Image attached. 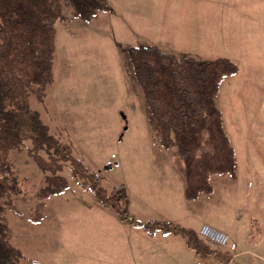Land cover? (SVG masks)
<instances>
[{
	"label": "rangeland",
	"instance_id": "obj_1",
	"mask_svg": "<svg viewBox=\"0 0 264 264\" xmlns=\"http://www.w3.org/2000/svg\"><path fill=\"white\" fill-rule=\"evenodd\" d=\"M67 1L65 19L57 24L54 82L44 100L33 94L29 105L64 141L69 134L85 164L101 170L108 192L116 185L128 188L148 179L141 175L149 164H160L149 181L159 189L166 175L160 172L163 164L173 159L174 167L181 168L184 162L174 149L158 143L157 125L127 48L154 43L180 54L230 58L239 71L223 82L216 103L237 151L238 178L215 176L212 183L219 192H236L241 214L255 216V229L264 227V208L253 197V192L264 193V0H104L108 9L100 10L92 23L74 18ZM19 115L25 143L11 157L23 192L6 212L13 232L11 243L22 252L18 264H31L32 258L40 264L53 257L66 260L74 253V239L69 236V247L64 248L57 236H50L57 227L52 214H57H49L51 197L46 200L37 195L42 173L28 154L30 118ZM63 174L67 190L80 188L69 167ZM199 197L193 206L203 215L209 200L202 194ZM136 206L129 204V213L142 220L145 215ZM243 257L264 264L253 254ZM88 261L94 262L90 257Z\"/></svg>",
	"mask_w": 264,
	"mask_h": 264
},
{
	"label": "trees",
	"instance_id": "obj_2",
	"mask_svg": "<svg viewBox=\"0 0 264 264\" xmlns=\"http://www.w3.org/2000/svg\"><path fill=\"white\" fill-rule=\"evenodd\" d=\"M64 1L0 0V264H18L23 257L11 243L13 232L6 218L7 210L15 206L23 192L11 157L25 143L20 113L30 118L32 144L28 154L42 173L39 197L47 200L64 193L69 184L63 172L69 167L79 186L90 189L99 204L113 209L122 221L152 237L158 233L182 236L198 256L228 262L230 258L210 247L193 228L168 219L133 218L128 188L120 184L108 192L101 182V170L85 164L69 134L64 141L59 131L52 130L29 105L33 94L44 100L54 82L57 24L65 19ZM67 2L74 18L83 23H92L100 10L108 9L104 0ZM127 52L158 127L160 144L175 149L184 161L187 199L193 201L201 194L212 193L214 176L236 178L237 153L216 100L226 78L239 71L237 63L227 57L180 54L154 43L129 46Z\"/></svg>",
	"mask_w": 264,
	"mask_h": 264
},
{
	"label": "crops",
	"instance_id": "obj_3",
	"mask_svg": "<svg viewBox=\"0 0 264 264\" xmlns=\"http://www.w3.org/2000/svg\"><path fill=\"white\" fill-rule=\"evenodd\" d=\"M98 14L92 22L99 18L100 13ZM121 128L120 124L119 129ZM173 151L179 158L176 150ZM170 161L163 164V171L157 170L166 174L159 189L149 181L155 174L153 170L160 164H149L141 175V178L148 179L128 185L129 204H137L136 207L141 210L139 213L145 215L142 221L168 219L193 228L198 234L203 225H211L229 237L225 246H216L207 241L225 258H230L228 264H253L243 257L246 254H253L264 261V227L255 229V216L241 214L237 193L219 192L212 183L213 192L202 194L209 200L202 215L193 206L195 201H189L186 197L185 164L181 168L174 167L175 160ZM151 173L154 174L150 175ZM79 187L55 195L49 200L52 204L49 214L56 211L57 215L52 216L58 224L50 236H57L60 246L64 248L69 247L70 243L66 241L70 236L74 239V253L66 260L65 256L53 257L47 261L42 260V264H226L223 259L213 256H198L187 246L182 236L164 233L150 236L142 228L122 221L113 209L100 205L90 189ZM253 197L256 204L264 208V193L253 192ZM63 201H66L65 206L62 205ZM89 257L94 262L88 261ZM40 263L32 258L31 264Z\"/></svg>",
	"mask_w": 264,
	"mask_h": 264
},
{
	"label": "built area",
	"instance_id": "obj_4",
	"mask_svg": "<svg viewBox=\"0 0 264 264\" xmlns=\"http://www.w3.org/2000/svg\"><path fill=\"white\" fill-rule=\"evenodd\" d=\"M199 234L204 240L216 246H225L229 241V237L226 233L216 229L211 225H203Z\"/></svg>",
	"mask_w": 264,
	"mask_h": 264
}]
</instances>
